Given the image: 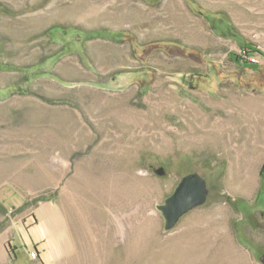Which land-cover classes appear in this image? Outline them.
Returning <instances> with one entry per match:
<instances>
[{
    "label": "rangeland",
    "instance_id": "rangeland-1",
    "mask_svg": "<svg viewBox=\"0 0 264 264\" xmlns=\"http://www.w3.org/2000/svg\"><path fill=\"white\" fill-rule=\"evenodd\" d=\"M263 178L264 0H0V264H263Z\"/></svg>",
    "mask_w": 264,
    "mask_h": 264
},
{
    "label": "water",
    "instance_id": "water-1",
    "mask_svg": "<svg viewBox=\"0 0 264 264\" xmlns=\"http://www.w3.org/2000/svg\"><path fill=\"white\" fill-rule=\"evenodd\" d=\"M155 173L161 177L167 174L165 167L155 170ZM208 189L207 181L202 175L192 173L185 176L173 195L165 201L164 205L159 206L166 220V230L174 229L185 215L204 205L208 199Z\"/></svg>",
    "mask_w": 264,
    "mask_h": 264
},
{
    "label": "trees",
    "instance_id": "trees-1",
    "mask_svg": "<svg viewBox=\"0 0 264 264\" xmlns=\"http://www.w3.org/2000/svg\"><path fill=\"white\" fill-rule=\"evenodd\" d=\"M220 14H221V13H220ZM221 15H223V14H221ZM224 16H225V15H224ZM54 29H56V28H53L52 30H54ZM229 31H231V29L228 28L227 32H229ZM244 50H245L246 53H247V52H250V53H260V54H261V52H260L259 50H256V48L254 47V45L249 44V43L245 46ZM252 66H253V65H252ZM17 88H18V89H21L20 86H18ZM263 179H264V178H263Z\"/></svg>",
    "mask_w": 264,
    "mask_h": 264
},
{
    "label": "flooded vegetation",
    "instance_id": "flooded-vegetation-1",
    "mask_svg": "<svg viewBox=\"0 0 264 264\" xmlns=\"http://www.w3.org/2000/svg\"><path fill=\"white\" fill-rule=\"evenodd\" d=\"M264 257V255H262V258ZM261 261H262V263L264 264V258H263V260L261 259Z\"/></svg>",
    "mask_w": 264,
    "mask_h": 264
}]
</instances>
